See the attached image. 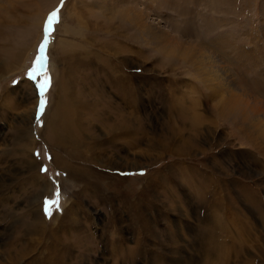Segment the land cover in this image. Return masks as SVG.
<instances>
[{
    "label": "rangeland",
    "instance_id": "374dc122",
    "mask_svg": "<svg viewBox=\"0 0 264 264\" xmlns=\"http://www.w3.org/2000/svg\"><path fill=\"white\" fill-rule=\"evenodd\" d=\"M10 4L0 264H264V0Z\"/></svg>",
    "mask_w": 264,
    "mask_h": 264
},
{
    "label": "snow or ice",
    "instance_id": "6c2138e0",
    "mask_svg": "<svg viewBox=\"0 0 264 264\" xmlns=\"http://www.w3.org/2000/svg\"><path fill=\"white\" fill-rule=\"evenodd\" d=\"M62 3H63V0H61V4ZM58 22H59V9H57L56 11H53L48 16L47 21H46L48 30H51L53 25L55 23H58ZM40 51H41V54H43V52H44V45L43 44L40 46ZM43 59H44V57H43V55H41V57L38 58L37 62L40 63L43 61ZM29 75H30V78L34 79V77H32V75H31V73ZM49 82H50L49 77L47 76V74H45L43 82L38 85L41 96H43L44 92L46 91L47 87L49 86ZM44 104H45V100L41 99L40 100V110L41 111L43 110ZM60 197H61V191H60L59 187H56L53 194H52V197H50V198L46 197L45 198L44 205H45L46 214L51 215V211L53 208L59 210Z\"/></svg>",
    "mask_w": 264,
    "mask_h": 264
},
{
    "label": "bare ground",
    "instance_id": "6f19581e",
    "mask_svg": "<svg viewBox=\"0 0 264 264\" xmlns=\"http://www.w3.org/2000/svg\"><path fill=\"white\" fill-rule=\"evenodd\" d=\"M12 1V0H11ZM11 1H7V0H0V9L2 8V5L4 6V4H8L9 5V7H11L12 8V5L10 4L11 3ZM109 65V64H108ZM110 66H112V64H110ZM65 67V66H64ZM112 68L115 70V68H114V66H112ZM121 75V74H120ZM114 76L116 77V75L114 74ZM56 87V86H55ZM61 92V91H60ZM62 98V97H61ZM61 104V103H60ZM61 106V105H60ZM66 106V105H65ZM53 107V106H52ZM53 109H54V107H53ZM59 109V106L56 108V110H58ZM52 112V111H51ZM59 112V111H58ZM55 113V112H54ZM51 114V113H50ZM56 115V114H55ZM55 115H54V117H55ZM60 115V114H59ZM45 117V116H44ZM47 117V116H46ZM49 117H53V113H52V115H50ZM49 119H52V118H49ZM56 119H57V117H56ZM124 119H126V121H127V123H129V119L127 118V117H125V116H123V120ZM53 120H54V118H53ZM60 121H61V119H59ZM57 121V120H56ZM54 122V121H53ZM53 122H51L50 121V125H53ZM57 122H59V121H57ZM46 125H48V124H45V128H46ZM60 125V124H59ZM58 125V126H59ZM57 126V127H58ZM117 126V125H116ZM48 127H49V125H48ZM73 127H74V122H73V120L72 119H67V118H65L64 117V119L62 118V124H61V126H60V128H59V130L60 131H62L63 132V134H61L60 135V139H62L63 140V138H66V137H68L69 139V141L71 142V141H73V140H71L72 139V132H73ZM55 128H56V125H55ZM123 128V127H122ZM48 129V128H47ZM112 130H113V128H112ZM116 130H118V129H116ZM28 131H30V130H28ZM47 131V130H46ZM53 131V130H52ZM59 131V132H60ZM22 132V131H21ZM46 134V133H45ZM57 134V133H56ZM117 134V133H116ZM21 135V134H20ZM24 135H25V133H24ZM55 135V134H54ZM53 134H52V136H54ZM112 135V134H111ZM27 136H29V135H27ZM58 136V135H57ZM62 136H64L63 138H61ZM45 137V136H44ZM47 138V137H46ZM47 142H48V140H47ZM46 142V143H47ZM53 142H54V145L55 146H58V141H57V138L54 136L53 137ZM60 142H61V140H60ZM59 142V143H60ZM62 143H63V141H62ZM60 145V144H59ZM63 146V145H62ZM56 149V148H55ZM63 149V148H62ZM59 151V150H58ZM57 151V152H58ZM83 153V152H82ZM85 160H86V158H85ZM91 161V160H90ZM70 171V175H73V176H75V177H78V178H81V176H82V174L81 173H79L80 172V170L79 169H75V168H73V167H71V170H69ZM91 172V171H90ZM82 173H84V170H82ZM68 174V173H67ZM94 174V173H93ZM94 175H96V174H94ZM97 176H98V174H97ZM99 177V176H98ZM97 177V178H98ZM38 179H39V177H38ZM86 179H87V177H86ZM31 180V179H30ZM88 180V179H87ZM37 181V180H36ZM36 181H34L35 183H36ZM33 182V181H32ZM31 182V183H32ZM88 183V182H87ZM91 183V182H90ZM89 183V184H90ZM33 184V183H32ZM31 184V185H32ZM96 184V183H95ZM37 185H39V184H37ZM92 185V184H91ZM94 185V184H93ZM45 186V185H44ZM91 189V188H90ZM83 191H84V189H83ZM95 191H97L96 189H95ZM35 201V200H34ZM36 202V201H35ZM70 207V206H69ZM75 210V209H74ZM76 212V211H75ZM76 221V220H75ZM242 245H244L245 243L244 242H242L241 243ZM234 263V262H233ZM235 263H237V262H235ZM234 263V264H235ZM221 264H231V263H228V262H225V261H222L221 262Z\"/></svg>",
    "mask_w": 264,
    "mask_h": 264
}]
</instances>
